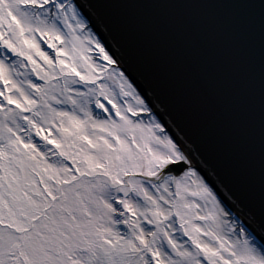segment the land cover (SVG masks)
Returning <instances> with one entry per match:
<instances>
[{"label":"snow or ice","instance_id":"6c2138e0","mask_svg":"<svg viewBox=\"0 0 264 264\" xmlns=\"http://www.w3.org/2000/svg\"><path fill=\"white\" fill-rule=\"evenodd\" d=\"M130 6L0 0V264H264V142L236 176L198 142Z\"/></svg>","mask_w":264,"mask_h":264},{"label":"water","instance_id":"95a60500","mask_svg":"<svg viewBox=\"0 0 264 264\" xmlns=\"http://www.w3.org/2000/svg\"><path fill=\"white\" fill-rule=\"evenodd\" d=\"M217 1L200 0L206 9L201 24L205 27L209 45L204 42L202 36H196L186 40L184 47H195L194 51H200L201 47H209L210 55L215 53L227 56L229 58L227 64L230 67L240 71L246 79L264 86V76L263 81L257 79L254 66L260 60L262 64L258 66V73L264 74V4L261 0H221V4L225 3L223 8L216 3ZM140 2L142 0L134 3ZM181 11L184 12L183 9ZM126 12H129V8ZM130 23L132 24L131 21ZM127 32L129 37V31ZM248 114H253L257 120L264 121L263 108L254 109ZM262 142L264 139L259 134L256 140L252 141L255 147L249 143L242 149L240 147L235 149L242 152L245 161H251L252 155L257 157L256 148L261 149Z\"/></svg>","mask_w":264,"mask_h":264}]
</instances>
